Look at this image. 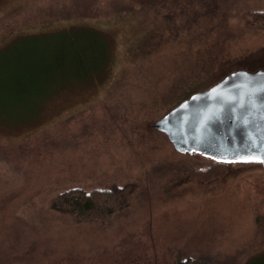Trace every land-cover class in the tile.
I'll list each match as a JSON object with an SVG mask.
<instances>
[{"label":"rangeland","instance_id":"374dc122","mask_svg":"<svg viewBox=\"0 0 264 264\" xmlns=\"http://www.w3.org/2000/svg\"><path fill=\"white\" fill-rule=\"evenodd\" d=\"M254 11L264 0H0V264H245L264 253L263 167L178 184L208 159L152 126L203 87L204 61L212 73L264 63ZM66 29L90 56L101 39L89 34H103L105 67L60 77ZM132 182L105 220L51 206L70 188Z\"/></svg>","mask_w":264,"mask_h":264},{"label":"water","instance_id":"95a60500","mask_svg":"<svg viewBox=\"0 0 264 264\" xmlns=\"http://www.w3.org/2000/svg\"><path fill=\"white\" fill-rule=\"evenodd\" d=\"M174 148L264 169V67L237 69L154 121Z\"/></svg>","mask_w":264,"mask_h":264},{"label":"trees","instance_id":"16d2710c","mask_svg":"<svg viewBox=\"0 0 264 264\" xmlns=\"http://www.w3.org/2000/svg\"><path fill=\"white\" fill-rule=\"evenodd\" d=\"M259 12H247L248 19L252 21H256L259 18L264 17V13ZM74 30H61L56 37L60 38L58 44H56V49L59 52L58 61L56 63L58 67V73L60 77H64V75H73L74 78L81 77V76H92L95 72H98V68L101 66L102 68L105 67L107 60H108V46L106 39L102 36L103 34H89L90 36L101 39L98 46V56H90L88 51H84L85 48L81 47L82 39L74 37L73 34ZM82 30V29H81ZM92 30V29H91ZM87 33V32H86ZM80 35V33L78 34ZM101 37V38H100ZM84 40V38H83ZM99 47L101 49L99 50ZM55 48V47H53ZM88 47H86L87 49ZM54 54V51L52 52ZM206 55L202 57L205 59ZM66 65V66H65ZM204 65L203 70L199 69L196 75L201 72L209 73L208 75H203V87L201 85H190L187 88V92L183 99L189 97L194 92H197L202 89L208 88L214 82L221 79L227 73L237 70V69H249V70H256L260 67H264V63H256L252 64L250 62L241 61L235 66H229L222 71L211 72V70H205L206 64L205 61L202 63ZM100 67V68H101ZM101 68V69H102ZM100 69V70H101ZM70 70H72L70 72ZM74 73V74H73ZM179 101V102H180ZM178 102V103H179ZM177 103V104H178ZM176 104V105H177ZM174 105L173 107H175ZM172 107V108H173ZM171 108V109H172ZM170 109V110H171ZM182 153V152H181ZM183 154H197L200 156L205 157L208 159L209 166L206 168H190L185 169V174H179L175 182L178 184L184 183L185 181H198L201 183H208V181H214L223 179L229 175H232L236 168H243V167H251L256 165H261L258 162H224L219 161L214 158L205 156L200 153H183ZM262 166V165H261ZM182 172V171H180ZM179 172V173H180ZM178 174V173H177ZM176 174V175H177ZM135 183H126L124 185H112L108 188H101V189H92L91 191H87L83 188L75 187L64 190L57 195L54 196L51 202L52 208L58 211H62L63 213H68L71 218L77 223H87L93 221H101L109 218L112 216L116 211L121 209V207L125 203H129L133 193L135 192ZM196 261V262H195ZM176 264H207L204 261H197L193 258H185L182 260H178ZM245 264H264V253L258 254L250 259Z\"/></svg>","mask_w":264,"mask_h":264}]
</instances>
